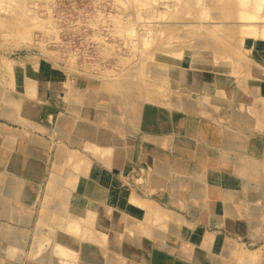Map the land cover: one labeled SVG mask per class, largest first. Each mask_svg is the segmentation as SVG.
<instances>
[{
	"label": "bare ground",
	"instance_id": "1",
	"mask_svg": "<svg viewBox=\"0 0 264 264\" xmlns=\"http://www.w3.org/2000/svg\"><path fill=\"white\" fill-rule=\"evenodd\" d=\"M151 1L141 0V3L146 5ZM199 1L201 0H192L189 7L197 8ZM212 3L216 4L211 0H203L200 12L206 15L207 7L205 8V6ZM254 4L259 10L258 13H261L260 11L264 9V0H255ZM248 5V2L243 3V6ZM160 6H162L164 13L168 10L174 12L185 7L180 0L164 1L163 4H159ZM158 10L159 8L154 11ZM216 18V16H213V19L209 21V28H206L212 34L210 35L212 41L205 43L204 46L208 53L205 54L203 49L199 48L195 51L196 56L194 58L191 56L187 60L189 66L193 67L194 70H197V61L202 62L204 67L213 69V72H215L213 78L212 76H204L203 73L200 77V72L184 71L172 62L157 61L158 53L166 54L161 51L162 48L154 50L145 63L152 64L150 59H153L154 62L161 64V66L152 64V69H154L152 80L159 89L164 87V84L159 82L160 76H167L164 65H171L167 82L170 90H165L170 96L166 97V103L156 102L148 96L144 99L142 95L138 94L135 86H128L130 88L127 91L130 92V95L136 96L133 106L131 105L134 110L141 113L143 103L147 101L156 102L168 108H170L169 105H175L184 111H188L186 108L192 105L197 107L196 104H209L217 111L231 112L232 117L238 121L251 125L255 124L258 127L264 126V85L259 82L260 77L255 74L256 70L264 72V62L260 60V56H257V51L255 52L258 49L256 38H264V14L260 16V21H247L246 17L242 18L232 27L233 30L229 29L230 24L219 22ZM191 27L192 24H186L184 29ZM132 30L135 32L133 28ZM238 34L239 36H236ZM234 37L236 39L232 41ZM228 38H230L229 41L226 40ZM143 40L146 42L147 37ZM223 42H230L232 49L237 52L235 58L226 61L224 58H226L227 52L212 55V51L216 52L217 49L221 48ZM249 46L254 47L251 48L252 52L245 51ZM197 53L202 54L203 58L198 57ZM168 56L186 60L182 58V53ZM139 65H135L136 68ZM12 66L14 68L15 90L6 92V95L3 96L0 88V116L16 122L24 129L22 127V132L14 133L9 131L10 125L0 123V143L7 148L12 146L34 156L46 158L51 150L53 140L57 142L54 159L51 162L49 176L46 180V192L42 198V205L45 209L41 212V208L35 236L31 243L29 258L32 261L41 264H122V261H126L124 264H128L127 261L131 258L146 261L142 252L135 253L131 250V247L138 251L146 250L149 248L147 239L155 237L164 240L167 238L166 231L170 233L180 232L176 230V225L181 226L182 231L187 234L189 238L188 247L201 246L207 250H213L216 256L218 254V256H226L235 260L246 258L252 264L258 260L259 254L256 251L246 250V247H242V244L238 241L234 240L233 243L229 244L230 238L225 237L224 244L221 245L220 238L215 233L202 230L178 211L166 208L159 202L142 196L131 187L132 185L121 186L116 179H106L100 173L99 166L94 162V159L110 166L118 155L115 141L117 133L124 135L128 130H131L126 107V104L131 102L129 94L118 93L117 88L112 89L115 85L111 84L113 86H110L103 80L101 82H105L106 86L104 84L101 87L100 83L94 80L96 76L86 77L87 85L82 81L80 82L81 77H76L70 89L66 85L65 79L50 80L53 91L49 92L46 90V83L42 82L41 75L35 68L28 65L20 67L17 64ZM136 70V77H138L140 71L138 68ZM224 72H227V74H224ZM200 78L204 81V93L200 98L199 96L196 97L200 101L188 105L182 100L198 87ZM231 82H233L232 86H230ZM230 87L232 88L231 92L228 91ZM60 90L64 92L63 95L59 93ZM242 90H245L254 99V102L241 101L239 95ZM171 94H180L178 95L180 101H174ZM8 102L15 104L13 105L15 109L10 107L11 104H7ZM180 121V124L186 126L189 119L182 116ZM28 127L34 130H27ZM41 132L46 136L49 135V137L41 136ZM184 135L186 136L180 137L179 135L172 141L173 148L177 152L185 150L186 154L194 152V156L204 159V156H206V153L203 154V152H206L204 144L194 139L195 142L190 143V136ZM148 148V151L145 149L146 151L144 150L141 153L143 159L147 157L146 161L149 164L146 167L147 169L145 168V173L148 175L147 187L142 185L145 182L144 176L140 177L137 182L142 185L147 193H157L165 196L169 192L170 200L183 208L189 201L196 203L197 200L204 198L206 194H201L198 190L205 192L208 181L219 177L218 170L221 163H219L216 156L208 158L209 165L204 171L198 162L180 161L181 158L178 157L172 166L170 158L163 152L154 146ZM6 168L9 171L8 173L0 171V191L4 194L0 197V214L9 216L13 208L15 212L18 210L16 213L21 212L18 215L20 221L28 223L31 216L30 209L32 208L26 209L20 205H15L5 196H17L23 201H31L32 182L28 178L29 181L16 175L13 168ZM194 175L203 176L196 181L192 178ZM168 182H171V185L166 191L162 188H166ZM245 184L246 189L249 190L251 183L246 182ZM99 187L107 190V192H104L105 194H102L104 197L96 192ZM233 192L235 196L237 191L234 190ZM188 195L190 198L187 197ZM117 196H122L126 201L127 206L123 211L120 204H117ZM96 203L97 206H95ZM75 208L77 211L79 208H86L87 213L74 212ZM119 212L127 216L124 225H118L114 218V215L118 216ZM250 212L252 216L257 215L258 206L253 205ZM88 217L94 219L87 221L85 229L79 226H70V224L77 225V223L82 222L81 219H87ZM150 223L155 224L156 230L151 229L152 225H149ZM122 227L127 230L126 234L121 231ZM90 232L91 235L88 234ZM27 234L28 229H21L19 226L13 227L0 222V253L20 260L29 240ZM117 236L122 237L120 243L117 242ZM131 239L133 240L131 241ZM189 259H192L195 264H208L207 259L198 248L189 254ZM209 260L212 259L208 257ZM167 263L163 260L152 261V264ZM0 264L7 263H2L0 260Z\"/></svg>",
	"mask_w": 264,
	"mask_h": 264
},
{
	"label": "rangeland",
	"instance_id": "2",
	"mask_svg": "<svg viewBox=\"0 0 264 264\" xmlns=\"http://www.w3.org/2000/svg\"><path fill=\"white\" fill-rule=\"evenodd\" d=\"M154 1L143 5L141 0H0V88L3 96L6 95V92L15 90L12 65L17 64L20 67L28 65L40 73L37 66L39 60H43L56 70L55 79L52 80L65 79L69 89L76 77H81L80 82L87 85L86 77L96 76L94 80L100 83L101 87L108 83L110 86L115 85L112 89L117 88L118 93L130 94L127 91L130 88L128 86H135L138 94L142 95L144 99L148 96L156 102L166 103V97L170 96L165 90H170L167 82L171 65H164L167 71L166 77L160 76L161 79H159L155 75L160 80V84H164V87L157 88L152 80V72H154L152 64L154 66H161V64L154 62L153 59H150L152 64L145 63L151 52L162 48L161 51H164L167 56L158 53L157 61L172 62L184 71L201 72L204 76L213 78L215 72L210 67H204L202 62L197 61V70H194L187 61L191 56L193 58L196 56L195 51L199 48L203 49L205 54L208 53L204 46L205 43L212 41L210 37L212 34L209 29H206L209 28L210 19L216 16L217 21L230 24L229 29L233 30L232 27L242 18L246 17L247 21H260V16L264 14V9L258 13L259 10L254 4L255 0H211L216 4L205 6V8L207 7L206 15L200 12L203 0L199 1L197 8L189 7L192 0H180L185 7L175 10V13L172 12L173 10L164 13L162 6L159 7L160 3L172 0ZM245 2H248L249 5L243 6ZM153 8H159V10L154 11ZM186 24H192V27L184 29ZM145 37H147L146 42L143 40ZM235 39L234 37L232 41ZM256 39L258 49L255 52L257 51L258 57L261 55L264 57V48H261L264 46V38ZM226 40L229 41L230 38ZM223 43L216 52L212 51V55L227 52L226 58H224L226 61L235 58L237 52L232 49L230 42ZM251 48L254 47L249 46L245 51L252 52ZM181 53L182 58L186 59L185 61L168 56ZM201 55L197 53L198 57ZM200 58L202 59L203 56ZM138 64H140L137 67L140 76L136 77ZM101 80L106 83H102ZM42 82L47 84L45 80ZM201 83L202 79L200 78L198 87L182 101L188 105L200 101L198 99L204 93ZM47 88L49 92L52 91L50 86ZM59 93L63 95L62 90ZM171 95H173L171 98L174 101L179 100L178 95L180 94ZM198 96L199 98H196ZM9 103L10 107L15 109L13 106L15 104L12 102L7 104ZM196 105L198 106V104ZM174 106L171 108H177ZM186 109L189 112L192 107L189 106ZM194 109L196 110V108ZM216 116L219 120H226L232 115L218 112ZM40 134L41 136L45 135L42 132ZM136 181L132 186L138 193L144 195L138 188L140 183ZM122 182L126 185L129 183L125 180ZM96 192L104 197L102 194H105L104 192L107 190L99 187ZM121 202L120 208L123 211L127 204L124 200ZM44 209L45 207L42 205L41 212ZM46 210L48 209L46 208ZM73 211L76 212L77 209L75 208ZM80 211L87 213L86 208H79L77 212ZM121 214L119 212L118 216L114 215L118 225L126 223L127 216L124 214L125 220L122 221ZM89 219L93 220L94 218H83L80 220L81 223L70 224V226L84 228ZM121 231L126 234L127 230L122 227ZM88 234L91 235V232ZM121 239V236H117L118 243ZM233 242L228 241L229 244ZM121 263L124 264L126 261Z\"/></svg>",
	"mask_w": 264,
	"mask_h": 264
},
{
	"label": "crops",
	"instance_id": "3",
	"mask_svg": "<svg viewBox=\"0 0 264 264\" xmlns=\"http://www.w3.org/2000/svg\"><path fill=\"white\" fill-rule=\"evenodd\" d=\"M261 48H264V46ZM260 60L264 62V57L262 55L260 56ZM37 67L40 71L41 80H45L47 82L46 86H50L53 91L50 80L55 79V68L43 60H39ZM255 74L260 77L259 82L264 85V72L256 70ZM199 76H202L201 72ZM203 82L202 80L201 87L204 90ZM232 85L233 82L230 83V86ZM46 90L48 91V88ZM228 91L231 92L232 88H228ZM129 96H131V102L126 104V107L131 130H128L124 135L117 133L115 141L118 155L110 166L94 159V162L99 166L100 173H102L106 179H116L121 186L126 185L123 184L122 180H126L129 182H127L128 184L132 185L135 180L138 181L140 177L144 176L145 182H143L142 185L146 186L148 175L145 173V168L148 167L149 164L146 161L147 157L143 159L141 153L145 149L148 151V147L150 146H154L169 157L172 166L175 164L176 158L178 157L181 158L180 161L198 162L204 171H206L207 165H209L208 158L216 156L219 163H221L218 170L219 177L208 181L209 183L207 184L205 192L198 190L199 193L206 195L201 200H197L196 203L189 201L183 208L170 200L169 192L165 196H161L157 193H152V195L151 193L145 192L140 184L138 186L139 190H142L143 194L145 193L141 195L159 202L166 208L178 211L187 220L202 230L215 233L220 238L219 242L221 245L224 244L225 237H229L231 241L236 240L241 243L242 247H246V250L256 251L259 254V258L254 264H264V126L258 127L255 124L251 125L249 123H244L236 120L232 116L228 117L226 120H219L216 113L225 112L217 111L209 104L196 105L197 107L192 105V109L187 112L179 108H168L156 102L147 101L143 103L142 112L139 113L132 108L136 96L130 94ZM239 96L241 101L248 103L254 102V99L250 97L245 90L240 91ZM194 108H196V110ZM229 113L231 115V112L225 114ZM182 116H186V118L189 119L186 126L182 123L180 124V118ZM2 122L11 126L9 128L10 132H22L23 126L6 119L4 116H0V123ZM26 129L34 130L31 127ZM184 134L190 136V143L197 140V142L204 144L206 147V152H203V154L206 153L204 159L197 158L196 155L194 156V152L186 154L185 150H183V152H177L173 148L172 141L179 135L180 137L186 136ZM56 147L57 142L53 140L49 155L46 158H40L12 146L7 148L0 143V171L2 173H8L9 171L6 170V167L13 168L16 175L25 179L28 178L32 182L31 201H23L17 196H5L15 205H20L26 209H32H30L31 216L28 223L21 222L18 218L21 212L16 213L18 210L15 212L13 208L9 216L0 214V222L13 227L19 226L21 229H28L27 236H29V240L25 246V255L23 254L22 258L17 260L0 253V260L2 263L41 264L32 261L29 258V253L38 225L42 208V198L45 190L44 187L47 183L46 180L49 176V169L54 159ZM28 155L30 156L28 157ZM253 170L257 171L254 173ZM202 176L203 175H194L192 178L198 181ZM246 182L251 183V188L249 190L246 189ZM170 185L171 182H168L166 188L162 189H166L167 191ZM131 187L135 189L133 186ZM234 190L237 191L235 196L233 195ZM2 196H4V194L0 191V197ZM187 197L190 198L189 195ZM120 199L124 200L122 196H117V204L122 203ZM123 205L125 204L123 203ZM253 205L258 206V214L255 216H252L250 212ZM95 206H97V203ZM121 218L122 221L125 220V215L123 213L121 214ZM149 225H152L151 229L153 231L156 230L155 224L150 223ZM178 226L176 225V230L180 232L170 233L166 231L165 234L167 238L164 240H159L155 237H151L149 240L147 239V246L149 248L146 250L138 251L131 247V250L135 253L142 252L146 261L131 258L128 259V264H152V261L156 260H163L166 263L168 262L167 264H181L182 262V264H195L192 259H189V254L196 251V248L202 251L208 264H252L246 258L235 260L226 256H218V254L216 256L213 250H207L201 246L196 247V245H194L188 247L189 238L187 234L182 231V227ZM208 257L212 260L208 261Z\"/></svg>",
	"mask_w": 264,
	"mask_h": 264
}]
</instances>
